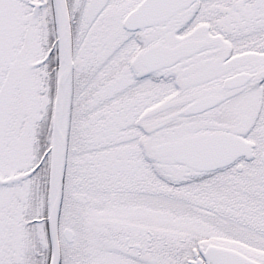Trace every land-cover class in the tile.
Returning <instances> with one entry per match:
<instances>
[{
  "label": "snow or ice",
  "instance_id": "6c2138e0",
  "mask_svg": "<svg viewBox=\"0 0 264 264\" xmlns=\"http://www.w3.org/2000/svg\"><path fill=\"white\" fill-rule=\"evenodd\" d=\"M0 264H264V0H0Z\"/></svg>",
  "mask_w": 264,
  "mask_h": 264
}]
</instances>
